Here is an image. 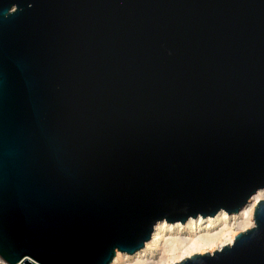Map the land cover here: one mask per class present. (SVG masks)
<instances>
[{
    "label": "water",
    "instance_id": "95a60500",
    "mask_svg": "<svg viewBox=\"0 0 264 264\" xmlns=\"http://www.w3.org/2000/svg\"><path fill=\"white\" fill-rule=\"evenodd\" d=\"M264 189V0H0V259L110 264ZM255 225L175 264H264Z\"/></svg>",
    "mask_w": 264,
    "mask_h": 264
},
{
    "label": "bare ground",
    "instance_id": "6f19581e",
    "mask_svg": "<svg viewBox=\"0 0 264 264\" xmlns=\"http://www.w3.org/2000/svg\"><path fill=\"white\" fill-rule=\"evenodd\" d=\"M261 190L252 197L240 214L221 212L219 215L210 217H189L182 223L161 220L156 224L148 248L137 251L135 254L117 251L114 262L110 264H120L121 261L128 260L129 255H134L135 262L133 264H175L195 254L213 253L215 248L221 250L227 245H233L240 232L255 225L256 206L260 200L264 199V191ZM231 219L236 220L237 227H243L240 230H234L232 226L229 227ZM221 225L223 228L220 231L213 232ZM167 235L170 237L168 236L169 238L164 242V244L166 243L164 246L163 241ZM162 245L167 257L155 261L147 252L150 251L151 254H154L161 249ZM0 263L7 264L2 259H0Z\"/></svg>",
    "mask_w": 264,
    "mask_h": 264
},
{
    "label": "rangeland",
    "instance_id": "374dc122",
    "mask_svg": "<svg viewBox=\"0 0 264 264\" xmlns=\"http://www.w3.org/2000/svg\"><path fill=\"white\" fill-rule=\"evenodd\" d=\"M261 191H264V190H261ZM235 221L236 220H233V219H231L230 220V222H229V227H233V229L234 230H240L241 229V227H243V226H238L237 227V224H235ZM236 225V226H235ZM236 228H239V229H236ZM253 227V226H252ZM252 227H249V228H252ZM223 228V226L221 225V226H218L213 232H216V231H220L221 229ZM248 228V229H249ZM169 235H167L165 238L166 239H164V241H163V244H164V242H166V240L170 237H168ZM166 245V243L164 244V246ZM164 246L162 245L161 246V249L160 250H158V251H156L154 254H151L150 253V251H148L147 253L149 254V255H151L154 259H155V261H160L162 258H166L167 256H166V252L165 251H163V249H164ZM163 247V248H162ZM216 250H218L217 248H215L214 250H213V252L214 251H216ZM158 254V255H157ZM130 257L128 258V260H124V262L123 261H121V263L120 264H127V263H129V264H133L134 262H135V258L133 257L134 255H129ZM166 256V257H165ZM132 259V260H131ZM126 261V262H125ZM129 261V262H128ZM0 264H4V263H0Z\"/></svg>",
    "mask_w": 264,
    "mask_h": 264
},
{
    "label": "built area",
    "instance_id": "2783aa9c",
    "mask_svg": "<svg viewBox=\"0 0 264 264\" xmlns=\"http://www.w3.org/2000/svg\"><path fill=\"white\" fill-rule=\"evenodd\" d=\"M20 264V263H19Z\"/></svg>",
    "mask_w": 264,
    "mask_h": 264
}]
</instances>
